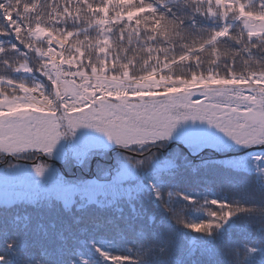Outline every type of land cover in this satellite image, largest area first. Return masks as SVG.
I'll return each mask as SVG.
<instances>
[{
    "label": "trees",
    "instance_id": "obj_1",
    "mask_svg": "<svg viewBox=\"0 0 264 264\" xmlns=\"http://www.w3.org/2000/svg\"><path fill=\"white\" fill-rule=\"evenodd\" d=\"M237 1L224 7L226 27L230 28L226 36L164 69L162 75L167 72L170 80L180 81L194 76L208 80L211 75L264 86V34L246 33L244 17L235 21L240 6L247 15L264 16V8L259 0ZM109 2L135 4L136 20L110 22L105 30L109 67L120 73L127 66L131 78L163 69L175 58L209 43L225 19L208 14L210 3L213 7L220 4L217 0H88L97 7ZM146 5L155 8L154 16ZM66 6L79 7L80 17L54 19L51 10L63 11ZM104 14L112 16L111 12ZM161 17L168 22L166 29L158 28ZM38 24L61 33H78L66 39L65 53L77 40L94 44L101 38L100 26L84 0H0V49L4 50L0 77L47 88L42 73L12 70L24 61L39 65L38 56L19 54L27 50L16 40L31 43L32 30ZM11 44L17 50H11ZM80 55L85 64L96 62L98 50L84 47ZM6 88L1 86L0 92ZM11 91L7 88L5 94L10 96ZM65 124H61V132L68 131ZM64 139L59 137L61 153L67 150ZM170 149L145 151L143 156H153L151 166L143 162L147 169L135 178L109 182L98 202L65 207L52 195L33 190L13 203L0 200V264H264V144L256 149L204 150L195 153L197 157L177 145L175 152ZM228 152L234 154L218 155ZM61 153L62 161L71 160L68 152ZM7 155L5 161L13 164V157L19 154ZM10 185L17 184L6 182ZM20 187L14 190L24 193L25 188ZM154 192L160 193L159 199ZM213 199L220 203L212 204ZM228 212H232L230 218H219ZM209 223L210 228L205 229L203 225ZM190 224L201 227L190 228Z\"/></svg>",
    "mask_w": 264,
    "mask_h": 264
},
{
    "label": "snow or ice",
    "instance_id": "obj_2",
    "mask_svg": "<svg viewBox=\"0 0 264 264\" xmlns=\"http://www.w3.org/2000/svg\"><path fill=\"white\" fill-rule=\"evenodd\" d=\"M84 3L96 24L100 26L101 38L94 44L92 41L85 44L84 41L77 40L70 51L65 53L66 39L78 33H61L46 24H38L32 30L31 43L16 39L23 49L27 50L19 54L27 56L32 53L40 58V62L37 67H33L24 61L14 66L12 70L17 72L35 70L42 73L47 81V88L40 83H33L31 89L22 82L17 86L22 90L39 93L46 103H34L24 95L14 97L11 101L5 98V104L0 105V140L5 142V146H16L18 150L33 146L32 150L42 149L45 153H49L58 138L64 134L59 130L64 122L70 131L81 125L95 127L103 131L109 139H115L117 143L131 142V137L143 135L148 129L158 130L155 132L157 136L170 137L178 120L188 118L206 120L237 143H247L244 137L253 133L264 136V96L260 108L256 111L246 107L247 115H241L237 110L221 113L219 116L218 109L203 106L191 112L177 111V101H181L185 107L189 106L188 95L138 102L122 99L130 95L135 97L139 93L135 90L136 81L130 79L131 73L127 70V66H124V70L120 73L109 67L110 45L105 30L109 28L110 22L136 20L137 17L133 14L135 4L109 2L103 7H97L89 4L88 0H84ZM259 6L264 8V0H259ZM146 7L154 16L155 8L151 5ZM209 9L210 17L219 14L226 22L228 13L224 10V6L216 4L213 7L210 3ZM217 9H220L219 13ZM245 10L247 11V8ZM51 11L54 19L55 17L63 19L65 16L79 18L81 15L79 7L73 9L66 6L63 11L57 9ZM106 11L111 12L112 16H106L104 14ZM200 11L198 10V14ZM167 23L166 18H159L158 28L166 29ZM156 30L158 29H153ZM228 32L230 28L224 27L214 32L213 38L224 37ZM40 43L46 46H38ZM90 46H95L98 50V59L96 62L89 61L85 64L80 50ZM11 50H17V45L11 44ZM3 51L0 49V53ZM152 78L153 73L149 72L146 77L140 78V82L144 83ZM160 79L163 80L164 77L161 76ZM194 79L195 76L192 80L184 81L183 88L193 87ZM173 91L175 92L176 89ZM195 103L200 105L199 96ZM22 107L35 111L18 112L17 109ZM8 154H12L11 151ZM35 171L37 174H42L43 166H37ZM154 194L156 198H160L159 192ZM186 199L191 200V197ZM211 203L215 205L220 202L213 199ZM209 215L217 218V213L214 211H210ZM231 215L232 212H228L219 218L226 220ZM210 223L203 227L210 228ZM215 226L219 227L220 224L217 223ZM188 227L200 228L201 225L190 224ZM0 260H3V257H0Z\"/></svg>",
    "mask_w": 264,
    "mask_h": 264
},
{
    "label": "rangeland",
    "instance_id": "obj_3",
    "mask_svg": "<svg viewBox=\"0 0 264 264\" xmlns=\"http://www.w3.org/2000/svg\"><path fill=\"white\" fill-rule=\"evenodd\" d=\"M217 1L224 7L238 4L237 0H230L229 2H223V0ZM236 9L239 14L235 21L240 17H244L245 22H248L250 19L262 21V17H259L260 15L245 14L242 6ZM235 21L231 23L230 27L233 26ZM224 27H226L225 19L223 20L222 28ZM203 49L204 47L198 50ZM192 53L193 51H189L183 54V56L188 54V58ZM185 58L180 61H176L178 58H175L165 68L172 67ZM170 64L173 65L168 66ZM157 71L152 72L153 78L144 83L140 82V78L146 77L147 74L135 78L130 77V79L136 81L135 90L139 95L135 97L130 95L122 99L138 102L188 95L189 106L185 107L181 101H177V111L191 112L203 106L210 109H218L219 116L221 113L236 112L237 110L241 115H247L246 107L252 111L258 110L261 105L262 96H264V87L255 83H242L238 80H221V78H214L211 75L208 76V80H201L199 77H195L193 81L194 86L184 89V81L170 80L171 77L167 76V72L165 75H162V72L159 71L157 74ZM161 76L164 77L163 80L160 79ZM198 79L201 81H198ZM145 84L147 85L146 87L144 86ZM4 86L5 88L13 89V91H11L10 96H7L5 94L7 88L2 89L3 92H0V105L5 104V98L11 101L12 98L21 95L27 96L34 103L42 104L31 97L26 90H22L18 86ZM27 86L29 89L32 88V86ZM173 89H176V91L174 92ZM197 96L200 97V105L195 103ZM253 105L254 107H252ZM17 111H35V109L22 107L17 109ZM59 130L61 131L62 127ZM156 131L158 130L148 129L143 135L131 137V142L117 143L115 139H109L103 131L95 127L81 125L74 130L70 131L68 129V131L63 132L67 148L63 153L60 152V144L63 142H60L59 138L49 153H45L42 149L32 150L33 146H27V149L18 150L16 146H5V142L0 140V151H3L0 162L4 164L3 166L0 164V200L13 203L14 199L22 198L28 191L33 190L37 193L52 192L60 197L65 206H70L71 204L80 205L86 201L88 203L98 202L99 197L104 193L105 187L109 182L133 179L144 169H147L148 166H151L149 158L153 156H143V153L153 148L161 151L162 148H168V145L172 142H178L177 144L181 146L190 147L193 150L192 153L195 154L203 150H208V153H212L214 150L215 152L217 150L225 151L229 148L239 150L264 144V136H261L259 133H253L244 137L248 141L247 143H237L221 132L219 128L209 124L206 120L200 119L193 120L188 118L178 120L175 128L172 130L171 136L167 138L157 136L155 134ZM153 140L155 142H152ZM170 146L175 147L172 149L169 147V151L171 153L175 152L176 145L172 144ZM9 151H11V155L13 156L16 155V152L19 154L17 157L14 156V158H18V161L16 159V162L13 164L10 162L11 166L6 167L9 163L5 161V155ZM65 152H68L69 157H72L71 160L62 161L59 159L60 153L64 154ZM129 152H134V154ZM140 153H142L141 156L137 155ZM85 154L90 155L85 156ZM94 155L99 156L100 159H96L93 162V169L91 170L90 160ZM21 160L24 161L22 162ZM55 160H60L64 163L65 174L58 169L54 163ZM147 161V167L142 165L143 162ZM37 166H43L42 174L36 173L35 168ZM73 167H77V169L73 170ZM154 167L156 165H153L152 168ZM5 181L16 182L17 185L7 187ZM16 186H22L26 191L24 193H20V189L15 191L14 188ZM14 194L16 195L14 196ZM62 203L60 204L62 205Z\"/></svg>",
    "mask_w": 264,
    "mask_h": 264
},
{
    "label": "bare ground",
    "instance_id": "obj_4",
    "mask_svg": "<svg viewBox=\"0 0 264 264\" xmlns=\"http://www.w3.org/2000/svg\"><path fill=\"white\" fill-rule=\"evenodd\" d=\"M230 0H223V2H229ZM246 28L249 32H257L264 30V22L257 20V19H250L247 24ZM31 97H33L36 101L44 104L46 103L43 98L39 95V93H33L31 91H27Z\"/></svg>",
    "mask_w": 264,
    "mask_h": 264
}]
</instances>
